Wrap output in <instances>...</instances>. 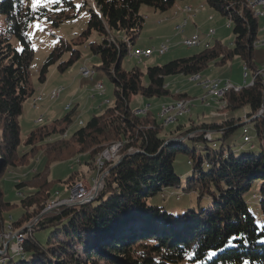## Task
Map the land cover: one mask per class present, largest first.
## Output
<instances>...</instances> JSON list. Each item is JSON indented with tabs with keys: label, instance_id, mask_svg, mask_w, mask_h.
I'll return each mask as SVG.
<instances>
[{
	"label": "trees",
	"instance_id": "16d2710c",
	"mask_svg": "<svg viewBox=\"0 0 264 264\" xmlns=\"http://www.w3.org/2000/svg\"><path fill=\"white\" fill-rule=\"evenodd\" d=\"M177 1L94 0L97 13L88 10L90 18L86 29L76 39L88 41L92 32L102 37V41L90 42L87 46L90 54L99 60L94 70L103 72L115 86L114 104L103 114L92 117L68 141L91 151L86 163L88 167L105 146L114 142H127L123 149L125 157L109 171L104 189L91 203L62 206L42 215L46 203L57 193L53 190V183L46 181L47 168L34 176L40 179L44 176L45 179L39 189L22 193L21 212L16 219L9 217V222L4 225L0 217V231L5 226L17 231L31 223L30 231L26 230L25 237H22L20 253L14 241L15 255L21 259L14 261L7 257L0 264H193L184 258L185 250L199 254L202 249L222 246L234 233L247 234L249 241L257 239V234L264 235V86L261 78L256 77L238 92L229 90L215 98L220 104L225 102L227 111L248 109L244 120L227 119L215 125L191 124L189 128L179 125L174 137L184 139L162 149L166 141L159 137L162 124L148 112L135 116L129 109L132 96H168L164 83L166 77H196L211 63L224 65L237 57L246 69L257 71L253 50L258 19L248 8L247 0H206L211 9L228 18L232 25L234 43L230 50L220 45L207 46L190 58L148 68L145 85L137 68L122 69L123 58L132 50L142 30L140 7L166 12ZM26 2L0 1V178L15 157H23L24 152L17 155L21 144L17 119L23 103L34 94L29 81L34 50L23 33L34 21L46 20L52 28H57L61 23L77 18L76 4L72 0H61L59 5L41 8L37 12H32ZM73 46L72 42L61 39L54 45L40 69V83L45 82L49 68L55 66L63 72L79 60L80 52ZM21 47L23 51H18ZM65 54L69 55L67 61L62 60ZM176 97L185 98L182 95ZM261 109L262 116L255 117ZM57 123L67 130L70 116L51 124ZM250 123L257 143H251L248 131L244 129L242 141L250 147H236L231 137L237 127ZM50 125L31 132L25 141L29 153L34 147L36 134ZM51 131H55L54 127ZM214 132L220 135L215 140L212 137ZM206 134L210 135L209 141L204 138ZM63 141L58 139L56 143L62 144ZM186 141L190 142L189 146ZM128 147L138 154H126ZM178 154H184L191 167L183 186L173 167ZM79 179L80 175L72 172L63 185L69 189ZM47 186L50 189L42 192ZM14 187L18 191L23 189L21 184ZM252 189H255L253 197L257 198L256 213L247 205L246 195ZM177 190L193 199L181 205L150 203L157 196L164 199L166 191H171V199L173 191ZM174 200L176 202L178 198ZM7 205L11 204L3 203L0 188V215ZM177 207L178 211L174 210ZM46 228L51 230L45 244L41 245L32 238V233ZM197 239L201 247L194 248ZM219 256L224 259L214 258L205 264H242L245 259L249 264H264V245L250 243L246 248L226 250Z\"/></svg>",
	"mask_w": 264,
	"mask_h": 264
},
{
	"label": "rangeland",
	"instance_id": "374dc122",
	"mask_svg": "<svg viewBox=\"0 0 264 264\" xmlns=\"http://www.w3.org/2000/svg\"><path fill=\"white\" fill-rule=\"evenodd\" d=\"M72 1L75 4L83 5V8L75 12L77 18L71 21H65L57 28H52L46 20L31 23H40L44 31H36L34 38L30 40L31 46L35 44V49L32 47L34 56L29 70V81L34 90V94L23 103L22 113L17 119L20 128L21 143L17 150V155L20 156L24 152L23 157H15V160H12L10 165L4 169V173L0 178L3 203L11 204L4 206L2 209L3 211L0 217L4 225L9 222V217H12L14 220L21 212L20 198L24 197L22 193L34 191L42 186L45 179L44 176H41L42 179L33 177L42 174L46 168L48 174L46 181L53 183V190L57 193V195H53L55 200L53 199L52 201L64 199L68 196L69 189L63 183L72 172H77L82 176L84 183L88 185L92 184V179L95 177L94 170H90L86 165L88 155L91 151L89 149L84 150L85 148L77 146L73 141H68V139H70L75 131L85 126L92 117L99 116L105 110L113 107L115 86L103 72L94 70L98 66L99 60L96 56L90 54L87 46L90 42L102 41V37L92 32L88 41L76 39L86 29L87 22L90 18L88 10L97 13L94 0ZM247 3L248 0L246 1ZM26 4L27 7L31 8L30 0H27ZM50 8L51 6L47 9ZM185 8H191V12L183 13L182 11ZM139 15L143 18V25L138 39H136L132 46V50L139 47L147 48L152 51V56L148 58L129 59L127 55L121 62V68L125 71L137 68L143 75V85L146 84L145 73L148 68L161 67L175 60L190 58L202 52L208 45L210 47L220 45L226 50H230L234 43L232 25L229 19L211 9L206 0H179L166 12H158L151 7L141 6ZM184 21L187 22V25L183 29H177L176 26L183 25ZM263 23V20H258L256 43L264 40V33L262 32ZM0 25L2 26V19L0 20ZM209 31L214 32L210 37ZM33 32L34 29L28 25L27 33ZM193 36L198 37L199 45L192 48L186 47L184 45L185 41L191 39ZM60 39L72 42L74 44L73 47L79 50L80 58L63 72L58 71L55 66L49 68L45 82L40 83L38 80L40 69L54 45ZM162 46H165L168 51L160 56L157 50ZM68 56V54H65L62 60L67 61ZM253 62L254 68L257 71L259 70L258 72H253L250 69L246 70L244 63L239 58L234 57L224 65L219 62L216 65L214 63L209 64L207 69L201 72L198 77H187L183 75L168 76L164 79L165 87L169 93L168 96L161 98L132 96L129 102V109L135 116L144 115L146 113L145 109H147L148 113L161 123V120L164 122L167 118V116H164L162 119L158 118L162 108L172 107L180 100L188 101L191 107L190 114L187 113L188 115L185 114L179 117L174 124L163 126L159 137L165 140H169L177 135L175 132L176 127L179 125L189 128L191 124L198 125L204 123L215 125L227 119L244 120L248 109H241L235 112L227 110L219 112L220 107H225V102L223 101L220 104L216 100L218 97L208 95L207 89L211 87L210 85H218L217 82L219 81L223 86L230 84L233 87H237L235 88L236 90H233L236 92L237 89L250 85L254 74L255 76L258 74L257 78L262 79L264 86L263 45H255ZM82 68L93 71L91 78L85 79L80 76V70ZM244 73L248 75L246 81L243 79ZM99 83L104 89L103 94L95 89ZM202 84L209 87L204 88ZM59 89L63 90L59 99L54 101L49 100V93ZM177 95H186V97L178 99L176 97ZM66 115H69L71 120L67 130L66 127L62 128L61 123L51 124L56 120L63 119ZM39 118L42 119V123L40 124L36 122ZM47 125H50L49 128L36 134L35 142L33 143L34 147L31 153H29L27 151L29 149L25 145L26 139L31 132ZM52 127H54L55 131H51ZM237 128L231 137L236 147H250V144H244L242 141L244 129L248 131L251 143H257L252 123ZM62 129L64 131L60 132ZM57 135H61V137ZM219 136V133L214 132L212 134L214 140ZM58 139L64 140L63 143H56ZM38 143H40L39 146L35 147ZM98 143L100 144L99 141ZM189 143L186 141L187 146H189ZM199 146L202 147L203 144L200 143ZM186 160L187 158L184 154H178L173 163L176 174L180 176L182 186L185 183V177L191 171V167L186 163ZM20 184L23 189L18 191L14 185ZM43 189L42 192L48 191L50 187L47 186ZM171 191L165 192L164 199L161 196H157L150 203L157 206L181 205L185 201L193 199L192 196H184L181 190L173 191V196L170 199ZM254 194L255 189H252L247 193L246 198L248 208L251 212L256 213L257 198L253 197ZM90 198L91 196L86 197V200ZM176 198H178V201L175 202L174 199ZM48 205L49 201L46 203V206ZM178 209L179 207L174 208L177 211ZM50 230L51 228L35 230L32 233V238L41 245H44ZM14 254L15 246L13 242H10L8 257H11L14 261H19L21 257Z\"/></svg>",
	"mask_w": 264,
	"mask_h": 264
},
{
	"label": "water",
	"instance_id": "95a60500",
	"mask_svg": "<svg viewBox=\"0 0 264 264\" xmlns=\"http://www.w3.org/2000/svg\"><path fill=\"white\" fill-rule=\"evenodd\" d=\"M224 110H225V107L224 108L220 107L218 111L222 112ZM256 116L261 117L262 115L260 116V114L258 113V115H256ZM174 123H176V121ZM161 124H162V128H163V126H165V124L162 122H161ZM167 125H171V124H167ZM241 126H243V125H240V127ZM183 139H177V138L173 137L169 140H166L163 143V145L161 146V149L167 145H170L173 142L182 141ZM125 145H127V142L121 141V142H114V143H111V144L105 146V148L98 155V157L95 158L92 165L89 166V169L92 171L94 170V172H95V177L92 179V184L88 185V184L84 183L83 177L80 176V179L77 180L72 185V187L69 188V190H68L69 194L65 198L71 197V199H73L76 197V195L78 193H80L81 190L88 192V191H91L93 188H96L95 190H92L93 193H95V194L97 193L96 196L93 199H91L88 203H91L93 200H95L97 198V196L101 193V191L104 189L105 178L107 177L109 171L114 169L120 163V161L125 157L124 152H123ZM125 150H126L125 151L126 154H132V153L138 154V151H134V149L132 147H128ZM52 202L53 201L49 202V205L45 208V210L41 213V215L58 208V207L51 208ZM76 206H79V205H76ZM30 229H31V223L25 225L24 227H22L21 229H19L17 231L13 230L11 226H5L0 231V238H3V236L7 233H9L11 236L23 235V237H25L26 230L29 232ZM10 242L14 243V239L11 238L6 243L10 244ZM8 247H9V245H7V244H6V246L0 245V251H2V254L0 253V257H6V258L8 257Z\"/></svg>",
	"mask_w": 264,
	"mask_h": 264
},
{
	"label": "bare ground",
	"instance_id": "6f19581e",
	"mask_svg": "<svg viewBox=\"0 0 264 264\" xmlns=\"http://www.w3.org/2000/svg\"><path fill=\"white\" fill-rule=\"evenodd\" d=\"M255 2H264V0H248V3H247V5H248V8L252 11V14L255 16V18H257L258 20H263L264 21V12H263V8H257L256 7V5H255ZM183 12H185V13H189V12H191V8H185L184 10H183ZM210 20H211V18H209ZM186 24H187V22L186 21H184V23H183V25H181V26H179V27H177V29H183L185 26H186ZM262 31L264 32V23H263V26H262ZM214 34V32L213 31H209V37L211 36V35H213ZM194 38H195V36H193L191 39H189V40H187V41H185V42H192L193 40H194ZM199 39H198V37L196 36V40H195V42L193 43V44H187V45H185L186 47H188V48H192V47H195V46H198L199 45ZM258 44H261V45H263L264 46V40L261 42H259V43H256L255 45H258ZM209 46V45H208ZM207 47V46H206ZM162 48H165V46H162L160 49H162ZM138 50V51H137ZM168 50H167V48L166 49H164V50H162L161 52H158L157 51V53H158V55H160V56H162V55H164L165 54V52H167ZM151 54H152V51L151 50H145V51H143V50H139V49H133V50H131L130 52H129V54H128V57H129V59H139V58H148V57H150L151 56ZM132 55H134V56H132ZM246 69V68H245ZM85 70V73L84 72H82V71H84ZM247 70V69H246ZM259 71V70H258ZM258 71H256V72H258ZM261 71V70H260ZM84 77H83V76ZM93 75V71H89V70H87L86 68H82L81 70H80V76L82 77V78H85V79H89V78H91V76ZM244 75H245V77H248V75L246 74V73H244ZM259 75H261V74H259ZM196 77H198V76H196ZM256 77H258V74H256V76H255V74L253 75V79H252V81L256 78ZM218 83V85L217 84H214V85H210L211 87H209V86H207V85H205V84H202V86L204 87V88H208L209 87V89H207V93H208V95L209 96H213V97H218V98H220L221 96H223L226 92H228L229 90H236L234 87H228L229 85H222V83H220L219 81L217 82ZM252 83V82H251ZM207 84V83H206ZM249 86V85H248ZM97 87V86H96ZM96 90H98L99 92H104V89H103V87H101V85L100 86H98L97 88H95ZM240 89H237V91L236 92H238ZM62 89H59L58 90V94L57 95H53L54 93H55V90H53V91H51L50 93H49V100H51V101H54V100H58L59 99V97H60V94L62 93ZM220 92H222V95H220V96H217V95H211V94H218V93H220ZM53 95V97H51ZM51 97V98H50ZM202 102H203V100H202ZM189 102L188 101H180L179 103H177V104H175L174 106H172V107H164V108H162V111L159 113V119H162L164 116H167V118L164 120V122L161 120V122L162 123H164L165 125H167V124H172L173 122H175V121H177L176 119L177 118H179V117H182L184 114H187V113H189L190 112V109H191V107H190V105L188 104ZM66 109H68V107H66ZM146 110V113L148 112L147 111V109H145ZM164 110H166V112H164ZM174 111H175V113H174ZM188 115V114H187ZM36 122L38 123V124H40V123H42V119L41 118H39V119H37L36 120ZM57 205V200L56 201H53L52 202V204H51V207L52 208H54L55 206ZM80 205H85V204H80ZM7 235H10L9 233H7ZM11 236V235H10ZM14 236H16V235H14ZM17 236H19V235H17ZM3 240V238H0V242ZM15 242H16V245L20 248L19 249V253L22 251V248H21V244H22V237H19L18 239H16V240H14ZM2 254V253H1ZM15 255V254H14ZM17 256V255H16ZM1 259H0V263H1V261H5V259H6V257H0Z\"/></svg>",
	"mask_w": 264,
	"mask_h": 264
},
{
	"label": "snow or ice",
	"instance_id": "6c2138e0",
	"mask_svg": "<svg viewBox=\"0 0 264 264\" xmlns=\"http://www.w3.org/2000/svg\"><path fill=\"white\" fill-rule=\"evenodd\" d=\"M21 2H23V0H21ZM30 3L32 12H37L41 8H49L51 5H59L61 3V0H30ZM81 7V4H76L77 10H80ZM29 27L33 28L34 32L23 33V35L29 40H32L34 38L36 31H44L43 27L38 22L35 24H29ZM32 47L35 49V44H33ZM18 51H23V47L19 48ZM257 236V239L249 241L247 234L234 233L227 238V240L222 244V246L208 248L207 250L202 249L199 254L196 251L185 250L184 258L188 261H193V264H205V261H212L214 258L218 257L219 259L223 260L224 257H220L219 254L225 253L226 250L240 249L241 247L246 248L250 243L264 245V235L257 234ZM193 247H201V243L198 239L194 241ZM181 248L183 249L184 246L182 245ZM201 256L203 257V259H201ZM157 264H159V262H157ZM233 264H235V262H233ZM242 264H249V261L245 259L242 261Z\"/></svg>",
	"mask_w": 264,
	"mask_h": 264
},
{
	"label": "built area",
	"instance_id": "2783aa9c",
	"mask_svg": "<svg viewBox=\"0 0 264 264\" xmlns=\"http://www.w3.org/2000/svg\"><path fill=\"white\" fill-rule=\"evenodd\" d=\"M255 5H256V7L257 8H263V12H264V2H255ZM195 40H196V36H195V38H194V40L192 41V42H185L184 43V45H187V44H193L194 42H195ZM164 49H166V47L165 48H162V49H158L157 51L158 52H161L162 50H164ZM132 56H134V55H132ZM82 72H84L85 73V70L84 71H82ZM243 79H244V81H246V79H247V77H245V75H243ZM101 84L99 83V85L98 86H100ZM228 87H233V86H231L230 84H229V86ZM234 88H237V87H234ZM58 94V90H55V93L53 94V95H57ZM53 95L51 96V97H53ZM211 95H217V96H220V95H222V92H220V93H218V94H211ZM50 97V98H51ZM164 112H166V110H164ZM262 113H263V111H262V109L259 111V114H260V116L262 115ZM255 117H259V116H255ZM207 141H209L210 140V135L209 134H206L205 135V137H204ZM96 188H93L92 190H95ZM92 190L91 191H80V193H78L77 195H76V197L75 198H73V199H71V197H68V198H65V199H58L57 200V205L54 207V208H56V207H62V206H69V207H72V206H76V205H80V204H87L91 199H93L95 196H96V194L95 193H93L92 192ZM91 196V198L89 199V200H86V197H90ZM19 237H23V235H19V236H10V235H7V234H5L4 236H3V240L0 242V245H2V246H6V244L7 245H9V243H6V242H8L11 238L12 239H14V240H16V239H18ZM0 253H2V251H0ZM16 255H18V254H16Z\"/></svg>",
	"mask_w": 264,
	"mask_h": 264
},
{
	"label": "crops",
	"instance_id": "0c3cea01",
	"mask_svg": "<svg viewBox=\"0 0 264 264\" xmlns=\"http://www.w3.org/2000/svg\"><path fill=\"white\" fill-rule=\"evenodd\" d=\"M183 12V11H182ZM184 13V12H183ZM175 15H176V13H175ZM187 25V24H186ZM176 28H177V26H176ZM263 32V31H262ZM264 33V32H263ZM187 41V40H186ZM134 44V43H133ZM206 45V44H205ZM136 49H139V50H143V51H145V50H150V49H147V48H141V47H139V48H136ZM166 53V52H165ZM151 56H152V54H151ZM83 76V75H82ZM84 77V76H83ZM229 85V84H228ZM103 94V93H102ZM183 97H186V95H183ZM181 101V100H180ZM146 111V110H145Z\"/></svg>",
	"mask_w": 264,
	"mask_h": 264
}]
</instances>
